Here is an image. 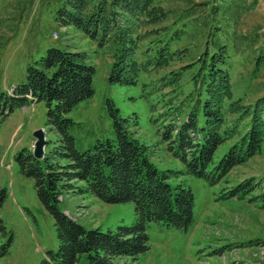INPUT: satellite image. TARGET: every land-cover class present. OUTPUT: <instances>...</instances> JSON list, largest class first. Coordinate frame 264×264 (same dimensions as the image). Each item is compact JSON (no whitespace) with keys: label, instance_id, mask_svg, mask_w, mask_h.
I'll return each instance as SVG.
<instances>
[{"label":"rangeland","instance_id":"obj_1","mask_svg":"<svg viewBox=\"0 0 264 264\" xmlns=\"http://www.w3.org/2000/svg\"><path fill=\"white\" fill-rule=\"evenodd\" d=\"M61 1L0 0V92L11 93L24 83L28 65L50 48L83 54L94 69V93L67 114L78 151L115 138L110 100L129 118L130 131L158 170L184 171L164 131L185 121L195 106L201 121L208 87L202 83L208 81L203 62L211 56L220 61L225 79L216 110L219 132L228 137L215 161L240 143L256 120L264 127V0H145L144 10L128 14L123 26L126 62L138 69L136 85L128 86L108 79L121 53L114 37L100 47L81 31L59 25L55 14ZM47 110L44 102H35L0 117V190L6 193L0 245L10 240L0 264H40L58 246L53 218L16 161L20 151H32L35 130L43 129L47 141L56 139L46 125ZM180 180L193 193L192 224L186 231L150 224L148 250L136 261L126 259L128 264H264V135L257 153L218 185L190 176ZM246 181L252 191L221 199ZM60 208L84 228L101 232L134 220L133 203L105 204L87 194H64Z\"/></svg>","mask_w":264,"mask_h":264},{"label":"trees","instance_id":"obj_2","mask_svg":"<svg viewBox=\"0 0 264 264\" xmlns=\"http://www.w3.org/2000/svg\"><path fill=\"white\" fill-rule=\"evenodd\" d=\"M144 6L145 0H62L55 20L61 26L81 31L100 47L112 35L121 53L108 79L112 83L136 85L138 69L126 62L128 31L123 26L128 25V14H137ZM213 46L217 44L214 42ZM157 54L161 56V50ZM203 63L208 81L202 83L208 87L200 107L201 121L195 106L185 121L169 124L164 131L169 151L183 164L184 171L158 170L149 159L147 147L130 131L129 118L122 117L110 100L106 104L115 138L98 141L82 152L77 150L68 132L73 122L67 114L94 93V69L86 64L81 53L50 48L28 65L24 83L16 85L11 93L0 92L1 118L32 103L44 102L48 109L46 125L56 137L54 141L46 140L41 160L27 150L16 155L21 173L33 180L39 202L54 221L58 246L40 264H128V259L138 260L149 248L150 224L178 231H186L192 224L194 197L191 188L180 180L182 177H194L216 186L236 166L257 153L264 135L258 120L240 143L230 146L215 161V153L228 139L219 132L222 121L216 110L225 79L219 73L221 64L215 56ZM261 107L264 111V102ZM250 188L248 181L240 183L221 199L236 198L252 191ZM64 194H87L105 204L133 203L134 220L114 231L86 229L60 208ZM5 198V191L0 190V209ZM0 234H5L1 219ZM9 242L0 245V259L7 255ZM122 259L127 260L118 261Z\"/></svg>","mask_w":264,"mask_h":264},{"label":"water","instance_id":"obj_3","mask_svg":"<svg viewBox=\"0 0 264 264\" xmlns=\"http://www.w3.org/2000/svg\"><path fill=\"white\" fill-rule=\"evenodd\" d=\"M33 137L35 138V142L33 145V149L31 151L32 156L36 160H41L44 157V151L46 146V138L43 129H38L33 132Z\"/></svg>","mask_w":264,"mask_h":264}]
</instances>
